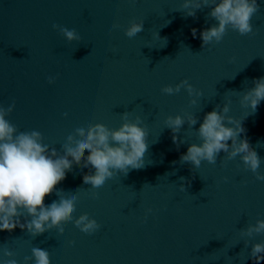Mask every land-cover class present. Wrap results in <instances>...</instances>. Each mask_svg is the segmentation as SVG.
Here are the masks:
<instances>
[{"label": "water", "instance_id": "obj_1", "mask_svg": "<svg viewBox=\"0 0 264 264\" xmlns=\"http://www.w3.org/2000/svg\"><path fill=\"white\" fill-rule=\"evenodd\" d=\"M183 2L0 0V104L15 100L7 117L11 123L21 131H40L45 143L61 151L77 127L103 123L116 129L123 123L120 114L129 111L130 120L140 116L141 126H147L149 144L144 168L118 173L99 189L90 190L82 179L89 169L75 165L57 185L65 192L76 190L74 218L88 213L101 225L96 233H82L73 223L64 225L63 235L52 230L35 239L19 228L0 232V249L13 250L18 264L33 247L47 249L51 264H254L244 260L251 244L245 248L237 230L264 219V181L244 171L239 158L224 166L218 158L199 169L181 165L179 158L190 143H199L194 130L216 104L230 99L228 115L236 119L250 111L240 104L242 93L228 90L245 91L264 76V0H257L260 11L252 19L255 35L229 28L219 44L205 48L199 33L217 23L206 19L211 9L185 18L174 11ZM132 19L145 20L144 31L129 39L124 28ZM54 23L76 29L81 40L69 43L53 30ZM114 23L121 27L113 29ZM49 76L56 78L54 84L47 82ZM184 79L203 97H189L184 89L175 95L161 92ZM192 98L197 104L189 103ZM185 113L199 120L193 130L183 126L178 136L186 143L177 149L164 121ZM242 123V137L253 147L260 142L256 151L264 157V101ZM56 199L49 195L45 204ZM148 208L153 211L144 222ZM259 241L264 236L253 240Z\"/></svg>", "mask_w": 264, "mask_h": 264}, {"label": "clouds", "instance_id": "obj_2", "mask_svg": "<svg viewBox=\"0 0 264 264\" xmlns=\"http://www.w3.org/2000/svg\"><path fill=\"white\" fill-rule=\"evenodd\" d=\"M205 7L211 9L206 19H213L217 23L200 31L202 48L219 44L229 28L241 36L256 34L252 19L260 11L257 0H184L181 7L174 11L184 13L185 18H196L197 10ZM144 21L130 20L128 26L124 28L125 36L132 39L143 32ZM120 27L119 23L112 25L113 29ZM52 28L69 43L81 40V36L74 28L69 29L56 23ZM155 35L161 38L159 32ZM192 36L194 38L197 36V29H192ZM111 51L115 53L116 49L113 47ZM234 59L230 58V62ZM55 79L49 76L47 82L54 84ZM252 85L242 92L228 90L242 93L240 104L250 109L242 120L228 115L230 99L223 105L216 104L212 111L205 113L203 122L194 130L199 143L188 145L187 151L180 155L181 165L188 163L192 169H199L204 162L215 165L219 158L221 165L224 166L228 161L239 158L244 171L251 172L256 180L264 181V173L260 171L264 157L256 151V145L260 142L253 147L246 135L242 137V134L246 133L243 120L255 113L261 101H264V76L254 78ZM181 89H184L189 97H203V92L189 83L188 79L181 80L175 85H165L161 92L175 95L180 93ZM189 103L195 105L197 99L192 98ZM15 105V100L7 107L0 104V232L11 233L19 228L35 239L52 230L63 235L64 225L73 223L82 233L87 235L96 233L101 225L88 213H82L74 218L78 201L76 190L65 192L58 189L57 185L66 179V174L73 170L74 165L81 169H89L88 173L83 174L82 179L84 184L91 185L90 190L103 187L107 180L118 173L127 176L131 170L144 168V157L149 149V144L146 143L147 126H141L143 121L140 116L130 120V112L125 111L120 114L123 123L119 128L112 129L103 123L77 127L66 137L65 143L61 145V151H58L56 147L44 142V136L40 131H21L7 119L14 111ZM63 115L67 117L68 113ZM198 120L199 117L195 113L166 117L165 128L171 130L172 141L177 149L186 143L184 138L178 136L183 126L187 124L188 129L193 130ZM221 152L224 153L223 157H220ZM180 179L184 181L185 178ZM228 179L223 178L225 183ZM179 187L181 192L185 191L183 184ZM66 193L69 194L65 195ZM52 194L58 199L45 204V198ZM98 195V192L91 191L92 198H98ZM152 211L151 208L146 210L144 222ZM237 231L245 248L251 244L250 252L244 260L252 259L254 264H261V261H264V241L253 240L257 236H264V219H257L254 224L247 223L246 227ZM240 255L241 252L237 254L239 258ZM15 257L16 253L13 250L7 247L0 249V264H18ZM24 264H51L50 253L47 249L33 247L31 256L24 257Z\"/></svg>", "mask_w": 264, "mask_h": 264}]
</instances>
